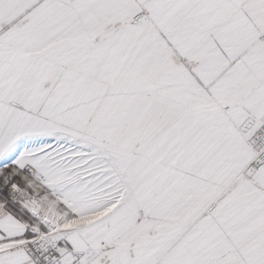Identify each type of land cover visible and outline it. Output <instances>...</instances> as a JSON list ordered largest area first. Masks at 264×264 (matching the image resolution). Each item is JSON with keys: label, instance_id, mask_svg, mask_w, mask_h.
<instances>
[{"label": "snow or ice", "instance_id": "6c2138e0", "mask_svg": "<svg viewBox=\"0 0 264 264\" xmlns=\"http://www.w3.org/2000/svg\"><path fill=\"white\" fill-rule=\"evenodd\" d=\"M0 264H264V0H0Z\"/></svg>", "mask_w": 264, "mask_h": 264}]
</instances>
